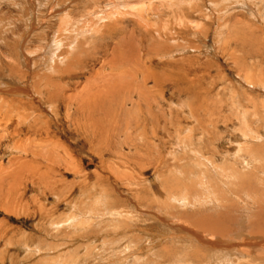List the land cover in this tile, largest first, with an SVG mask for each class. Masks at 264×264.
<instances>
[{"label": "rangeland", "instance_id": "obj_1", "mask_svg": "<svg viewBox=\"0 0 264 264\" xmlns=\"http://www.w3.org/2000/svg\"><path fill=\"white\" fill-rule=\"evenodd\" d=\"M263 83L264 0H0V264H264Z\"/></svg>", "mask_w": 264, "mask_h": 264}, {"label": "bare ground", "instance_id": "obj_2", "mask_svg": "<svg viewBox=\"0 0 264 264\" xmlns=\"http://www.w3.org/2000/svg\"><path fill=\"white\" fill-rule=\"evenodd\" d=\"M66 18H68V17H66ZM263 81V80H262ZM264 84V83H263ZM264 114V113H263ZM248 139V138H247ZM246 141H249V140H246ZM243 144V143H242ZM235 149V148H234ZM87 219H88V216H87ZM70 220H71V218H70ZM78 221V220H77ZM76 225V224H75Z\"/></svg>", "mask_w": 264, "mask_h": 264}]
</instances>
